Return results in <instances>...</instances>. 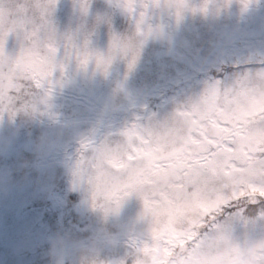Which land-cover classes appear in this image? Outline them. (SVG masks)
Listing matches in <instances>:
<instances>
[{
    "label": "rangeland",
    "instance_id": "obj_1",
    "mask_svg": "<svg viewBox=\"0 0 264 264\" xmlns=\"http://www.w3.org/2000/svg\"><path fill=\"white\" fill-rule=\"evenodd\" d=\"M94 2L91 1L89 6L88 26L96 16L102 20L94 30L85 26L86 31L97 38L108 35L110 25L116 32L119 26L112 20L110 10L103 11L104 5L97 7ZM157 2L159 0H134L138 6ZM201 2L184 0L189 9L179 17L173 14L160 17L158 24L153 21V32L131 69L124 61H117L107 75L92 76L70 67L69 63L54 61L48 80L59 79L62 84L53 87L47 110L24 132L11 134L8 121L2 119L5 110L0 109V264H29V256H35L37 264H51L49 241L57 234L75 238L72 228L80 231L89 228L91 234L100 227L99 213L91 204L88 186L77 177L82 161L101 145L126 140L124 133L133 125L149 131L162 120L190 110L213 89L231 94L264 81V0H252L251 6L244 11L233 3L218 15L225 18L219 22L191 10ZM118 3L124 18L133 24V16L123 8L127 0H118ZM78 6L55 0L50 17L58 21L56 27L59 28V22L63 21L67 27L76 23L78 29ZM0 7L7 10L5 0H0ZM189 15L191 21L188 22ZM115 16L121 18V14ZM215 23L220 33H215L212 27ZM16 35L22 43V35L19 32ZM21 45L15 44L13 48L10 41L4 39L3 52L8 58H14ZM87 47L103 52L107 37L96 41L89 39ZM68 58L76 67L77 62ZM247 66L250 68L243 72L229 75L224 72L226 67ZM161 86L168 88L165 98H159ZM176 86L178 89L171 91ZM93 102L113 108L112 115L99 117L93 110ZM124 102H127L126 106ZM127 113L130 114L125 117ZM41 137L43 143L37 152L36 143ZM31 164L38 167L35 174L30 169ZM66 166L71 173L67 191L76 194L77 200L69 203L60 198L58 207L53 205L52 212L58 210L56 217L60 218L63 228L58 225V230L51 233L43 226L44 213L34 211L32 214L26 208L36 201H51L55 180L63 177ZM139 208L140 201L131 194L118 215L109 216L108 222L118 226L123 238L131 240L128 243L119 239L115 247L106 248L114 257L109 259L110 264H127L122 260L130 248L135 251L130 264H136L142 257L140 248L150 243L145 240L150 238V233H139L145 238H137L130 230ZM38 243H43L47 251L36 255ZM118 249L119 256L116 255Z\"/></svg>",
    "mask_w": 264,
    "mask_h": 264
},
{
    "label": "clouds",
    "instance_id": "obj_2",
    "mask_svg": "<svg viewBox=\"0 0 264 264\" xmlns=\"http://www.w3.org/2000/svg\"><path fill=\"white\" fill-rule=\"evenodd\" d=\"M108 2L111 3V0ZM90 3L91 0H80L78 29L72 34L59 32L47 22L53 8L51 0H22L20 3L9 0L7 12L11 21L25 23L36 29L33 42L41 59L54 65L56 51L63 47L66 55L77 62L79 72L105 76L117 61H124L128 69L135 65L145 41L153 32V21L158 24L162 16L174 14L179 17L182 12L189 9L184 0H159L152 5L139 6L134 0H127L123 8L133 16L132 27L120 33L112 31L109 25L107 47L105 51L98 52L87 47L85 33L80 31L88 26ZM233 3L240 11H244L251 6L252 0H202L191 10L211 17L228 10ZM101 20L100 16L94 17L88 27L94 30ZM77 37L83 40L79 46L75 43ZM20 78L27 79L23 74H20ZM45 84L40 87L29 84L10 103L0 105V109L19 114L22 121L37 118L47 110L53 87L58 88L62 82L59 79L47 80ZM257 87L264 90V81ZM117 91L119 92V86ZM259 126L264 125L258 122L252 125L254 128ZM184 128V122L177 115H172L159 122L149 132L155 143L166 149L181 139ZM42 143L43 137L36 143L37 152ZM127 148V140L101 145L82 161L77 178L88 186L91 204L99 213L100 227L82 239L57 234L49 241L48 255L51 264H65V260L67 264H110L103 253L106 248L115 247L117 234L106 227L108 218L118 215L123 202L130 195L114 190L111 177L116 173L109 164L123 158ZM226 183L223 177L210 178L199 199L181 198L174 208H170L166 203L146 206L143 198L135 194L140 201V208L131 221L130 230L137 234L159 231L172 214L178 217L180 228L198 224L204 217L205 204H212L230 196V189L226 187ZM257 206L259 211L255 210ZM200 240L198 247L175 249L168 256L161 253L157 255V260L161 264H264V203L242 207L227 215L223 211L215 213L208 219ZM138 261L141 264H151L150 259L145 256Z\"/></svg>",
    "mask_w": 264,
    "mask_h": 264
},
{
    "label": "snow or ice",
    "instance_id": "obj_3",
    "mask_svg": "<svg viewBox=\"0 0 264 264\" xmlns=\"http://www.w3.org/2000/svg\"><path fill=\"white\" fill-rule=\"evenodd\" d=\"M16 31L27 45L10 59L3 43L9 32ZM35 36L34 27L11 21L0 7V105L10 103L29 84L42 86L51 75L54 65L38 55ZM177 116L185 124L183 135L166 149L149 131L135 125L125 131L127 152L109 164L116 173L111 177L114 190L139 195L146 206L166 203L174 208L181 198L199 199L210 178L223 177L230 196L205 204L204 217L195 225L180 228L178 217L170 215L159 231L150 234V243L140 248L151 264H161L158 254L198 247L202 230L215 213L264 203V126L252 127L257 122L264 125V90L255 86L230 94L213 89Z\"/></svg>",
    "mask_w": 264,
    "mask_h": 264
},
{
    "label": "trees",
    "instance_id": "obj_4",
    "mask_svg": "<svg viewBox=\"0 0 264 264\" xmlns=\"http://www.w3.org/2000/svg\"><path fill=\"white\" fill-rule=\"evenodd\" d=\"M69 1H76V2H80V0H69ZM6 4L8 5L9 4V0H5ZM17 3H20L21 1L19 0H16ZM96 5L97 6H101V5H104V8H103V11H106V10H110L111 12V15H113L115 17V22H116V25H118L119 27L116 28V32H120V33H123V32H126L127 30H129L133 24L129 23L128 21V18H124V16L122 15V10H121V6L118 2H111V5L108 3V0H97L96 1ZM115 14H121V18L119 19L118 17L115 16ZM50 16H52V14H50L47 19L50 18ZM190 16V15H189ZM210 19H215L216 22H219L225 18H221L220 16H206ZM227 18V17H226ZM229 20V17L227 18ZM191 21V19H190ZM51 25V24H50ZM212 27H214L215 29V33H220V30L217 29L218 28V25L217 23H215L214 25H212ZM202 29V28H201ZM59 30L60 31H64L66 32L67 34H72L74 32H77V24L75 23L74 25L73 24H69V27H67V25L65 24V22L63 21H60L59 22ZM83 33H85V38L87 39V41L89 42V39H91V41H96L97 38H100V37H107V35H100L98 36L97 38H94V35L92 33H89L86 31V28H83L82 30ZM18 31L16 32H9L7 34V36L5 37V40H9L10 43H11V46L13 48H15V44L17 45V47L20 45V44H24L25 46L27 45V41L23 40V37H22V43H20L18 41V38H17V34ZM88 34V37H86V35ZM225 39V38H224ZM83 40L79 37L76 38L75 40V43L77 45L81 44ZM22 46V45H21ZM11 47V48H12ZM172 56H169V58H171ZM56 60H59L61 61L62 63L64 62L65 64L69 63V66L70 67H73L74 69L77 68L74 67L72 65V63L69 61V58L68 56L66 55L65 53V49L63 47H60L57 49L56 51V54H55V59L54 61ZM246 68H250V67H238V68H224V72L225 74L229 75L233 72H243ZM253 68H256L255 66ZM27 88V86L25 87ZM93 107H94V111L99 115V116H108L111 114V112L113 111V108H107L105 106H102V105H99L97 102H93L92 103ZM124 105L126 106L127 105V102H124ZM116 107V106H115ZM3 122H6V124L8 125V127H10L11 129V134H18L19 132H24L26 129H28L29 125H31L32 123L36 122V118L31 120V121H22L21 118H20V115L19 114H13L10 110H5L4 112V116H3ZM79 147V146H78ZM81 148L79 147V150ZM43 162V161H42ZM33 173L35 174L36 171L38 170V167L36 165H33L31 164V168H30ZM65 174L63 175V177H60V178H56L55 182H56V186H55V189H54V196L50 199L51 201H36L33 203V205H29L27 206L26 209H28L32 214L34 213V211H37V212H41V213H44V216H43V226L48 229V231H52L53 229L54 230H58V224H57V213L56 212H52V207L53 205L54 206H57L61 203L60 202V198H64L66 199L69 203H71L72 201L74 200H77V195L76 194H69L68 191H67V186L69 184V178H71V173H70V170H69V167H65ZM60 175V171H59V174L58 176ZM72 200V201H71ZM46 201V202H45ZM250 211L252 209H249ZM257 211H259V207L257 206V208L255 209ZM235 210H232V209H225L223 212L225 215L231 213V212H234ZM109 224V222H108ZM108 229L114 233L117 234V240L123 238V236L120 234V232L116 229V227L114 226H108ZM85 232H90V229L87 228ZM27 233V231L24 232V235ZM134 234H136V232H134ZM145 238V237H144ZM124 239V238H123ZM129 247V246H128ZM47 251V247L45 245H43V243H38L35 247V254H40L42 252H46ZM135 251L131 250V248L129 249V253L126 254L124 256V259L122 261H126L127 264H130L131 261L130 259H134L135 256L134 254ZM30 255V254H28ZM116 255L119 256L120 255V250H116ZM29 258L31 259V261L34 263V264H37L36 263V258L35 256H29ZM39 260V259H38ZM43 263H47L46 261H43Z\"/></svg>",
    "mask_w": 264,
    "mask_h": 264
}]
</instances>
